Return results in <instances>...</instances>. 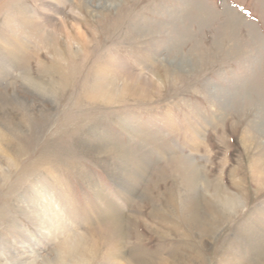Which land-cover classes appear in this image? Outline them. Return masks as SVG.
Masks as SVG:
<instances>
[{"label":"rangeland","instance_id":"1","mask_svg":"<svg viewBox=\"0 0 264 264\" xmlns=\"http://www.w3.org/2000/svg\"><path fill=\"white\" fill-rule=\"evenodd\" d=\"M64 249L264 264V0H0V264Z\"/></svg>","mask_w":264,"mask_h":264},{"label":"bare ground","instance_id":"2","mask_svg":"<svg viewBox=\"0 0 264 264\" xmlns=\"http://www.w3.org/2000/svg\"><path fill=\"white\" fill-rule=\"evenodd\" d=\"M8 116V115H7ZM63 124V123H62ZM59 126V125H58ZM62 126V125H61ZM54 138V137H53ZM195 180V179H194ZM187 182V181H186ZM195 183V182H194ZM190 184V183H189ZM194 186V185H193ZM220 191V190H219ZM227 200V199H226ZM220 201V200H219ZM115 222H116V227L114 226V231H115V236H116V240H118L119 241V236H120V234L122 233V229H121V224H120V220L119 219H116L115 220ZM145 225V224H144ZM110 226V225H109ZM128 226V225H127ZM110 234V233H109ZM105 238V237H104ZM184 238V237H183ZM110 239V238H109ZM97 240V239H96ZM102 240H103V238H102ZM112 242V241H111ZM114 242V241H113ZM103 243V242H102ZM116 243H117V241H116ZM72 244V243H71ZM85 244V243H84ZM121 244V243H120ZM69 245V244H68ZM76 245H77V243H76ZM69 246H71V245H69ZM68 246V247H69ZM102 246V245H101ZM104 246V245H103ZM115 246V245H114ZM67 247V248H68ZM72 247V246H71ZM80 247V246H79ZM96 247H97V245H96ZM108 247V246H107ZM122 247V246H121ZM121 247H119V244H116V246L113 248V250H111L109 253H112V260H113V258L114 257H116V256H118V255H120V250H119V248H121ZM76 248V247H75ZM70 249V248H69ZM80 249H81V247H80ZM138 249V248H137ZM140 249V248H139ZM177 249V248H176ZM65 250V251H64ZM63 251H64V255H59V257L57 258V261H56V264H66V262L68 261V260H70V256H68L69 254H71V252L68 254V255H66V253L65 252H68V249H64ZM70 250H72V249H70ZM76 250V249H75ZM82 250V249H81ZM96 251H97V249H96ZM83 252V251H82ZM130 252V251H129ZM78 253V252H77ZM84 253V252H83ZM122 253V252H121ZM107 254V253H106ZM181 254V253H180ZM109 255V254H108ZM178 256V255H177ZM76 258H78V257H76ZM79 259V258H78ZM79 262V261H78Z\"/></svg>","mask_w":264,"mask_h":264}]
</instances>
